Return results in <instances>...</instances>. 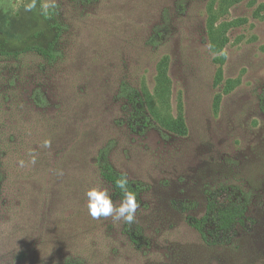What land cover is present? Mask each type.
<instances>
[{
  "label": "rangeland",
  "instance_id": "1",
  "mask_svg": "<svg viewBox=\"0 0 264 264\" xmlns=\"http://www.w3.org/2000/svg\"><path fill=\"white\" fill-rule=\"evenodd\" d=\"M221 1L55 0L56 41L45 0L33 11L0 0V39L22 52L0 56V264H264V0L220 12ZM211 8L216 26L228 25L219 54ZM54 40L53 59L23 52ZM123 83L165 116L182 112L187 136L157 122L133 132ZM106 146L115 170L147 187L135 219L145 247L124 221L88 214L93 187L120 203L97 164ZM222 186L247 194L252 223L210 247L189 219L202 218L206 191Z\"/></svg>",
  "mask_w": 264,
  "mask_h": 264
},
{
  "label": "trees",
  "instance_id": "2",
  "mask_svg": "<svg viewBox=\"0 0 264 264\" xmlns=\"http://www.w3.org/2000/svg\"><path fill=\"white\" fill-rule=\"evenodd\" d=\"M241 0H222L219 10L223 12L229 5L237 3ZM42 12V11H41ZM43 18L52 22L53 29L57 30L55 40L60 36V25L54 19V12L47 11L41 13ZM218 20L217 12L213 8L210 9V17L208 19V32L211 40L212 50L219 54L227 45L226 31L227 24L216 26ZM55 40L48 48L43 46H30L23 52H36L42 57L55 58L53 52ZM22 52L12 51L7 48L6 42L0 39V56L3 57H18ZM222 81V71L218 72V82ZM168 82L165 72H161L158 77L157 94L160 98L165 97L166 90L163 87ZM121 95L126 99L128 104L132 107L130 128L135 133L145 134L151 128L156 127V122L159 123L164 130L170 134L185 137L188 134V127L182 112L176 118L161 114L155 107H153L151 100L143 96L138 90L123 83L121 87ZM164 137L167 136L163 132ZM111 147L106 146L99 151L97 164L100 169L102 177L112 186L113 196L115 199L121 201L123 193L116 187V180L121 175L115 170L110 162ZM2 178L0 176V192H1ZM146 186L140 182L129 180V190L136 194L137 202L141 204V194L146 190ZM207 204L206 214L200 219H189L191 226L199 232L204 243L207 246H225L229 244L235 234L238 226H246L249 222L252 223L247 216L248 199L247 194L241 189L234 186H222L218 189H208L206 191ZM184 211L188 210L186 205L176 204ZM125 233L137 248L148 245L143 236L141 228L133 222L132 224H125ZM65 264H84L81 260L68 258Z\"/></svg>",
  "mask_w": 264,
  "mask_h": 264
},
{
  "label": "clouds",
  "instance_id": "3",
  "mask_svg": "<svg viewBox=\"0 0 264 264\" xmlns=\"http://www.w3.org/2000/svg\"><path fill=\"white\" fill-rule=\"evenodd\" d=\"M38 0H25L24 10L33 11L37 8ZM56 7L55 0H45L42 5V12ZM51 141L45 140L44 147H50ZM35 163V158H32ZM20 166H24V162H19ZM116 187L123 193V199L117 206L112 198V194L108 188L93 187L86 192L88 214L93 219L112 217L114 221H124L132 224L136 219V212L139 207L136 194L129 190V179L126 173H122L116 180Z\"/></svg>",
  "mask_w": 264,
  "mask_h": 264
}]
</instances>
